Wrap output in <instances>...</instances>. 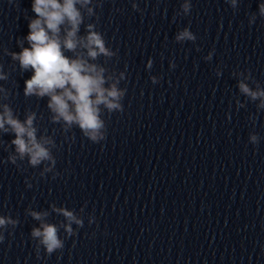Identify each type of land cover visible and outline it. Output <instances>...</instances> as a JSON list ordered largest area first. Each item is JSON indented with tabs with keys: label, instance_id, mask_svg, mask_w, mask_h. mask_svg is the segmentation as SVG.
<instances>
[{
	"label": "clouds",
	"instance_id": "clouds-1",
	"mask_svg": "<svg viewBox=\"0 0 264 264\" xmlns=\"http://www.w3.org/2000/svg\"><path fill=\"white\" fill-rule=\"evenodd\" d=\"M233 9L237 8L238 0H226ZM102 7V0H32L31 10L35 13L34 19L28 23L29 32L26 37L30 47L22 48L19 53H11L12 59L19 61L20 68L24 71L32 70L30 79L25 80L24 95L38 98L48 97L47 107L52 113L53 123L63 122L65 130L73 126L78 127L83 136L93 143H100L106 138V123L101 118V106L109 113L122 112L126 89L118 87L120 80L125 78L121 72L119 77L107 75V69L100 64L93 63L100 56L111 59L117 53L107 46L103 33L96 30V24L85 25V35L81 36V25L84 24L85 13L88 17L96 15L95 9ZM132 8L139 11L138 5L133 2ZM191 0H183L181 11L177 15H189L191 13ZM83 10V11H82ZM257 15L264 18V2L258 5V13L249 16V24H254ZM175 19V17H173ZM196 35L185 27L178 31L175 40L178 43L187 41L195 42ZM65 51L75 55L69 57ZM214 49L204 57L211 61ZM153 61H148V68L152 67ZM171 67H175L170 62ZM217 76L221 72L217 70ZM240 77L238 88L240 93L252 101L259 100V108L264 109V89L258 85L256 90L249 87L245 82L251 79V74L245 72L233 73ZM7 76L0 72V80ZM152 83H158V78L151 77ZM109 81H112L109 84ZM105 85H108L107 87ZM5 90L0 87V92ZM7 98V93H5ZM0 132L14 134L11 145L14 151L10 152L7 160L16 165L18 161L27 160L28 164L36 168L45 162L50 166L44 168L40 175L53 172L56 159L52 148L55 141L48 136L38 138V129L34 126L36 113L30 112L26 119L21 121L14 116L12 109L7 105H0ZM260 137L250 133L249 142L257 145ZM51 146V147H50ZM54 175H56L54 173ZM27 186L32 187L26 181ZM53 211L62 214L68 223L64 230L69 237L76 235L72 224L82 228L84 222L72 211L66 208H56ZM28 214L35 220L42 221L47 212L29 210ZM94 222V217L89 224ZM19 221L11 216H0V243L5 239L4 232L9 228L15 229ZM31 237L38 241V249L42 247L47 254L64 248V240L59 236V229L54 224L41 222L39 227H34Z\"/></svg>",
	"mask_w": 264,
	"mask_h": 264
}]
</instances>
